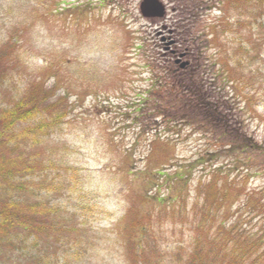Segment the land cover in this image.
I'll return each mask as SVG.
<instances>
[{
	"label": "trees",
	"instance_id": "obj_1",
	"mask_svg": "<svg viewBox=\"0 0 264 264\" xmlns=\"http://www.w3.org/2000/svg\"><path fill=\"white\" fill-rule=\"evenodd\" d=\"M24 1L33 11L40 8L46 18L52 14L50 4L55 6L47 0ZM218 2L223 18L210 25V40L204 31L194 38L187 30L180 42L186 47L191 42L198 50L217 40L221 29L244 25L249 34L247 43L238 42L229 50L224 46L228 53L220 61L219 71L224 76L220 85L240 83L245 71L251 82L257 74L255 65L264 62L256 52L264 41V0ZM13 5L15 0H0L2 21L8 25L0 31V264H87L94 245L90 222L98 208L93 194L77 179L75 167L61 168L54 161L58 143L66 150L61 123L68 111L66 99L55 93L57 75L51 67L58 63L49 51L47 68L41 71L31 65L30 56L38 49L37 31L35 27L30 30L28 21L32 10L22 24L14 20ZM227 15L233 17L232 25ZM194 64L185 70L167 69L166 73L155 69L156 79L146 96H139L129 108L128 118L144 130L157 118L163 125L156 131L148 129L154 136L148 153L140 159H146L145 166L131 168V155H125L123 164L116 166V171L112 168L115 174L135 177L138 183L130 191L148 207L139 221L131 217L126 222L128 216L121 227L123 242L131 248L126 262L264 264L261 190L246 192L245 182L236 181L242 171L264 174V148L245 134L238 119L228 115L225 101L237 100V93L227 92L224 86L223 90L209 87L217 73L215 65L202 73L203 66L197 61ZM242 98L247 104L249 97ZM181 126L208 138V146L195 153L193 161L179 163L171 155L158 156V150L167 148V144L157 142L158 132L171 131L180 137ZM158 146L162 148L156 149ZM194 170L200 178L198 198L186 205L187 184ZM227 171L234 175L232 180H228ZM237 200L239 205L233 211ZM153 212L160 217L149 227L147 221ZM161 217L165 221L177 218L189 226L183 241L167 245L166 255L153 244L152 230Z\"/></svg>",
	"mask_w": 264,
	"mask_h": 264
},
{
	"label": "rangeland",
	"instance_id": "obj_2",
	"mask_svg": "<svg viewBox=\"0 0 264 264\" xmlns=\"http://www.w3.org/2000/svg\"><path fill=\"white\" fill-rule=\"evenodd\" d=\"M47 1L55 4H50V8L47 4L52 12L48 18L41 14L40 8L33 11L24 0H15L12 12L14 20L23 24L26 13L32 10L28 21L32 25L30 30L35 27L37 31L35 46L38 49L30 56L31 65L41 71L47 68L49 51L53 62L58 63L51 67L57 75L55 93L66 99L68 111L61 123V138L65 140L66 150L62 149L63 143L61 145V142H56L58 155L54 157V161L61 168L75 167L77 179L81 185L83 182L85 190L93 194L97 204L98 211L94 212L90 222L94 228V245L86 260L87 264H128L125 258L131 248H126L123 242L121 227L128 216L126 222L131 217L139 221L148 207L142 206L130 191V187L138 183L133 180L135 177H125L114 171L116 166L123 164L125 155H131V168L145 166L146 159H140L148 153L146 150L154 136L148 129L156 131L163 125L162 120L157 118L154 125L144 130L128 118L129 108L133 107L137 96H146L147 88L153 81L152 71L156 72L154 69L157 65L150 62L149 58L161 54V37L176 25L182 29L187 26L185 29L192 30L194 35L203 30L210 34V25L215 24L219 15L215 11L218 0L209 2L207 7L211 9L201 10L202 12L198 10L201 3L204 5L201 0H159L164 5V16L149 19L140 16L138 8L142 0ZM0 11L4 13L2 7ZM196 12L201 13L202 22L195 18L198 15ZM226 17L227 22H231V17ZM2 18L4 14H0V31H5L8 25L4 26ZM242 21H245L244 17ZM222 30L218 32L221 33L219 39L202 50L204 58L217 64V76L215 75L214 80L217 83L214 85H219L221 90L224 85L220 83L224 76L219 71V60L225 59L227 52L222 44H227L224 46L229 50L233 41L237 44L241 39L246 44L249 40L246 29L237 31L234 37L231 29L226 32ZM139 46L142 49L138 50ZM256 52L260 54L258 59L263 58L264 61V41L260 42V48ZM201 66L208 68L203 61ZM163 69L165 70V66ZM254 70L257 74L253 75L254 80L251 82V75L245 71L240 83L225 84L227 86L224 89L232 94L234 92V95L236 92L238 98L225 102L228 115L238 119L245 134L264 148V62L259 61ZM244 95L249 97L247 104L242 98ZM146 121L140 120L141 123ZM180 128H184L180 137L171 131L165 134L158 132L157 142L167 144V148L164 146L156 152L158 156L162 153L164 158L166 154L171 155L173 161L179 163L193 161L196 154L208 146L205 143L208 138L202 140L188 126ZM158 148L162 147L158 146L156 149ZM60 172L63 173L62 170ZM226 176L228 180L234 177L229 171ZM199 179L196 171L187 184L186 205L198 198L196 191ZM239 180L245 182L246 192L261 190L264 201L263 173L242 171L236 181ZM161 191H164L163 188ZM232 205L231 210L236 211L238 200ZM127 211L130 215L126 214ZM159 217V213L153 212L147 221L148 226H153ZM165 220L161 217V223L156 224L152 230L155 236L153 244L164 255L167 253V245L183 241L189 228L187 223H180L177 218Z\"/></svg>",
	"mask_w": 264,
	"mask_h": 264
},
{
	"label": "water",
	"instance_id": "obj_3",
	"mask_svg": "<svg viewBox=\"0 0 264 264\" xmlns=\"http://www.w3.org/2000/svg\"><path fill=\"white\" fill-rule=\"evenodd\" d=\"M139 10L142 16L147 18H152L153 16L162 17L164 12L157 0H144Z\"/></svg>",
	"mask_w": 264,
	"mask_h": 264
},
{
	"label": "flooded vegetation",
	"instance_id": "obj_4",
	"mask_svg": "<svg viewBox=\"0 0 264 264\" xmlns=\"http://www.w3.org/2000/svg\"><path fill=\"white\" fill-rule=\"evenodd\" d=\"M173 56H174V58H177L178 55L176 56V55L174 54V52H173Z\"/></svg>",
	"mask_w": 264,
	"mask_h": 264
}]
</instances>
